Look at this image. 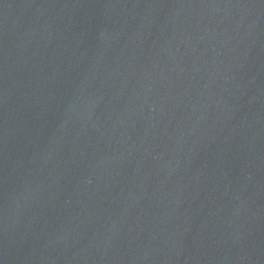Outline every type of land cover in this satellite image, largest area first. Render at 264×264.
<instances>
[{"label": "water", "instance_id": "obj_1", "mask_svg": "<svg viewBox=\"0 0 264 264\" xmlns=\"http://www.w3.org/2000/svg\"><path fill=\"white\" fill-rule=\"evenodd\" d=\"M0 264H264V0H0Z\"/></svg>", "mask_w": 264, "mask_h": 264}]
</instances>
